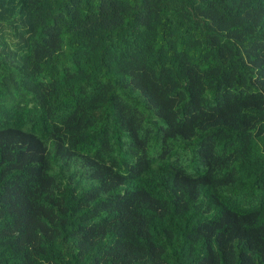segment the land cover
<instances>
[{
  "label": "trees",
  "instance_id": "1",
  "mask_svg": "<svg viewBox=\"0 0 264 264\" xmlns=\"http://www.w3.org/2000/svg\"><path fill=\"white\" fill-rule=\"evenodd\" d=\"M0 264H264V0H0Z\"/></svg>",
  "mask_w": 264,
  "mask_h": 264
}]
</instances>
